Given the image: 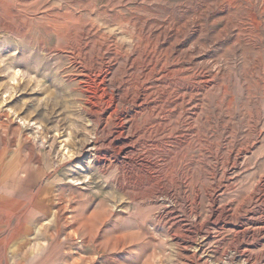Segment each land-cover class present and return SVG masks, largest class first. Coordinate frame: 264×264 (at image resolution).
<instances>
[{"label":"rangeland","instance_id":"1","mask_svg":"<svg viewBox=\"0 0 264 264\" xmlns=\"http://www.w3.org/2000/svg\"><path fill=\"white\" fill-rule=\"evenodd\" d=\"M2 126L61 174L51 263L264 264V0H0Z\"/></svg>","mask_w":264,"mask_h":264},{"label":"crops","instance_id":"2","mask_svg":"<svg viewBox=\"0 0 264 264\" xmlns=\"http://www.w3.org/2000/svg\"><path fill=\"white\" fill-rule=\"evenodd\" d=\"M34 141L0 127V264H57L61 174Z\"/></svg>","mask_w":264,"mask_h":264},{"label":"bare ground","instance_id":"3","mask_svg":"<svg viewBox=\"0 0 264 264\" xmlns=\"http://www.w3.org/2000/svg\"><path fill=\"white\" fill-rule=\"evenodd\" d=\"M110 58V57H109ZM13 73H12V81L13 82H15L14 80H15V78L19 75V72L17 71V70H13L12 71ZM201 81H206V78H203ZM187 82V81H186ZM179 95H180V93H179ZM196 97H197V93H196V90H194V91H190L189 93H182L180 96H179V98L182 100L181 101V103H184V102H191V101H193V100H195L196 99ZM166 100L168 101V102H172V103H174L175 105H173L174 107H178V105H177V98H175L174 97V99H172L170 96H168L167 95V97H166ZM128 102V101H127ZM180 103V104H181ZM126 104V103H125ZM170 105V104H169ZM172 108V107H171ZM21 119V118H20ZM95 120V119H94ZM99 120V119H98ZM97 120V121H98ZM101 121V120H100ZM21 122H23V121H21ZM104 128V127H103ZM151 129V128H150ZM63 146V145H62ZM63 148V147H62ZM120 149V148H119ZM101 154V153H100ZM99 154V155H100ZM60 160H62V159H65V158H68L69 156H71V154L69 153V151L67 150V149H64L63 150V152L60 154ZM99 157V156H98ZM97 157V158H98ZM101 157H106L105 155L104 156H100V158H99V160L101 161L102 160V158ZM37 158V157H36ZM35 158V159H36ZM104 160H105V158H104ZM40 163V162H39ZM40 168H41V166H40ZM122 178H121V176L117 179V182H118V185H119V187H121V188H123V186H122V180H121ZM33 198V197H32ZM32 200V199H31ZM100 202V201H99ZM100 205H103L104 203H103V201H101L100 203H99ZM96 209V208H95ZM94 211H96V210H94ZM92 217V216H91ZM102 217V216H101ZM101 217H99V220L101 219ZM105 218V217H104ZM65 219V218H64ZM102 221V220H101ZM44 227V226H43Z\"/></svg>","mask_w":264,"mask_h":264}]
</instances>
